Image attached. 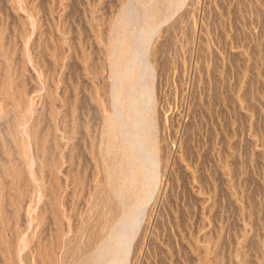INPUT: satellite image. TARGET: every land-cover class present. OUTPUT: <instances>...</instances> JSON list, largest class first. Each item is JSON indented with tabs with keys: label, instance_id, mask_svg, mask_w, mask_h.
Returning a JSON list of instances; mask_svg holds the SVG:
<instances>
[{
	"label": "rangeland",
	"instance_id": "obj_1",
	"mask_svg": "<svg viewBox=\"0 0 264 264\" xmlns=\"http://www.w3.org/2000/svg\"><path fill=\"white\" fill-rule=\"evenodd\" d=\"M156 1L0 0V264H264V0Z\"/></svg>",
	"mask_w": 264,
	"mask_h": 264
},
{
	"label": "bare ground",
	"instance_id": "obj_2",
	"mask_svg": "<svg viewBox=\"0 0 264 264\" xmlns=\"http://www.w3.org/2000/svg\"><path fill=\"white\" fill-rule=\"evenodd\" d=\"M151 1V0H150ZM156 1V0H155ZM159 2V1H158ZM152 3V2H151ZM155 4H157V1L155 2ZM154 4V5H155ZM162 4H163V2H162ZM161 4V5H162ZM144 5V4H143ZM154 5H152V6H154ZM136 8V7H135ZM139 8V7H138ZM142 8V7H141ZM128 9H130V7L128 8ZM145 9H146V7H145ZM147 9H148V7H147ZM146 9V10H147ZM154 10H155V8H154ZM153 10V11H154ZM138 11V10H137ZM145 11V10H144ZM150 11H152L150 8H149V13H147V16H148V14L150 15V14H152V12L150 13ZM146 12V11H145ZM144 12V13H145ZM140 14V13H139ZM137 15V14H136ZM135 15V16H136ZM145 16H146V13H145ZM123 18V17H122ZM131 18V17H130ZM127 26V25H126ZM130 27H131V25H130ZM127 30L129 31H133V30H131V29H129V28H127ZM127 30H124V33L127 31ZM129 31V32H130ZM131 33V32H130ZM129 33V34H130ZM133 34V33H132ZM126 36H128V34L126 35ZM121 37H123V41H124V43H126L127 41H126V39L124 40V38H125V35L123 36H121ZM128 38H132V36H128ZM127 38V40H129L130 41V39H128ZM122 38H120V40H119V43H120V41H121V43H123L122 42V40H121ZM120 43V44H121ZM122 44L123 46L122 47H124V45L125 44ZM142 43V42H141ZM130 43L128 42V44L126 43V45H129ZM141 46V45H140ZM144 46H145V43H144ZM143 46V47H144ZM120 47H121V45H120ZM119 47V49L121 50L120 52L122 53V54H128V50L125 52V50H122V49H124V48H120ZM142 47V46H141ZM142 47V48H143ZM126 49L127 48H129V46L128 47H125ZM119 49H118V51L117 52H119ZM141 49V48H140ZM113 50V49H112ZM117 50V49H116ZM143 51V50H142ZM123 52H125V53H123ZM139 52V51H138ZM117 54V53H116ZM141 55V54H140ZM119 56H120V53H119ZM122 56V55H121ZM125 56V55H124ZM124 56H122V57H120V59L121 58H124ZM136 56V55H135ZM116 57V56H115ZM119 58V57H118ZM120 59H117V60H120ZM133 65V64H132ZM134 65H135V63H134ZM148 66V65H147ZM146 66V67H147ZM150 66V69H149V82H151L154 78H155V70H154V68L151 66V65H149ZM134 67V66H133ZM135 68H136V66H135ZM134 68V69H135ZM128 71V70H127ZM140 73V72H139ZM142 73V72H141ZM124 74V73H123ZM122 74V75H123ZM126 74V73H125ZM143 74V73H142ZM121 75V76H122ZM139 75V74H138ZM138 75H136L135 73H134V71L131 73V74H126V76H123V77H125V83H126V85L128 86V84H133L134 82L136 83V76L138 77ZM146 75V76H147ZM141 76V75H140ZM139 76V77H140ZM144 76V75H143ZM121 78V80H123V78L122 77H120ZM145 78V77H144ZM148 78V77H147ZM134 80V81H133ZM124 81V80H123ZM123 81H121L122 82V84H124V82ZM121 84V83H120ZM150 84V83H149ZM129 85V86H130ZM124 86V85H123ZM128 86V87H129ZM149 87V86H148ZM122 89L123 88H121V91H122ZM124 89H125V87H124ZM126 89H129V88H126ZM125 89V90H126ZM120 90V89H119ZM136 90V89H135ZM143 90H145V92H146V95H147V97L146 98H149V100H151V102H152V108L151 109H148L147 111H145V109L143 110V109H141V110H143L142 112H138V110L136 111V112H132V114H130L129 116H130V118L131 119H129V123H130V125H131V127H130V129H129V132L128 131H126V136H125V143H127L126 145L127 146H123V149H124V151L125 152H128V156H129V159H130V161H131V163H134V164H132V168H131V173L129 174V176L125 179V181L124 182H122L123 183V185H124V183H125V187H123L124 189L126 188V190H124V191H122L123 193L125 192L126 194H130L129 193V191L131 192V194L130 195H132V193L134 192L135 194H136V196H140L139 195V192H142V190L144 191L150 184H151V181L153 180V178H154V176H155V174H151V172L149 171L148 173H147V175H144V177H143V175L141 174L142 172L141 171H144L145 170V165H141L140 164V159L142 158V157H144V156H141L140 157V154L142 155V154H144V152L143 153H141L140 151H138V150H143L142 148H144L145 146H144V144H146L147 143V138H145L144 136L146 135V133H145V131H143L142 130V128H144V127H140L141 125L143 126H145V125H147V128L148 127H150V130L151 129H153V127H154V125H155V120H156V112H155V106H154V101H155V94H156V90H155V88H152V89H150V87L148 88V90H146V87L143 89ZM124 91V90H123ZM142 91V90H141ZM127 92H128V90H127ZM130 92V91H129ZM121 92L119 91V94H120ZM133 93H134V91H133ZM142 93H143V91H142ZM142 93H139L138 95H139V97H143L144 96V94H142ZM118 94V95H119ZM131 94V93H130ZM135 94V93H134ZM137 94V93H136ZM136 94H135V96H136ZM138 95L136 96V97H138ZM142 95V96H141ZM120 96V95H119ZM121 97V96H120ZM127 97H129V95L128 96H126L125 98H126V100H124V101H127V102H131L130 104H131V108H133L134 106L132 105V103L133 102H136V100H134L133 99V96H131L130 98H128V100H127ZM121 98H123V93H122V97ZM138 99V98H137ZM145 99V98H144ZM143 100V99H142ZM141 100V101H142ZM148 99H147V101H149ZM119 101V100H118ZM137 101H139V102H141L140 100H137ZM147 101H145L146 102V104H147ZM121 102H123V101H121ZM126 102V103H127ZM120 103V102H119ZM142 103V102H141ZM144 103V102H143ZM149 103V102H148ZM145 104V103H144ZM151 103H149L147 106H149ZM126 105H128L129 106V103L128 104H126ZM137 106V105H136ZM144 106V105H143ZM150 107V106H149ZM148 107V108H149ZM135 108V107H134ZM139 108V107H138ZM137 107L135 108V109H138ZM141 108V107H140ZM144 108H146V107H144ZM147 109V108H146ZM130 110V109H129ZM149 111V112H148ZM145 112H148L149 113V116H148V113L146 114ZM121 118V117H120ZM123 118V117H122ZM125 118V117H124ZM121 120V119H120ZM117 123V122H116ZM128 123V122H127ZM113 124H115V122L113 123ZM112 125V124H111ZM116 125V124H115ZM115 125H113V126H111V128H113ZM129 126V125H128ZM129 128V127H128ZM126 129H127V127H126ZM155 129V128H154ZM142 130V132H144L145 133V135L143 136V137H140L141 138V140L140 139H138V140H140V141H133L132 140V138H131V141H130V137H132L133 136V134L135 133H139V132H137V131H141ZM141 133H139L138 134V138H139V135H140ZM143 134V133H142ZM137 135V134H136ZM150 135V134H149ZM154 135V134H153ZM142 136V135H141ZM147 137H148V135H147ZM136 138H137V136H136ZM135 138V140H137ZM150 138V137H149ZM152 138V137H151ZM134 139V138H133ZM150 142H151V139L149 140ZM149 141H148V144H149ZM146 142V143H145ZM147 144V145H148ZM146 145V146H147ZM148 149H150V148H148ZM147 149V150H148ZM150 151V150H149ZM140 152V153H139ZM146 152V151H145ZM139 153V154H138ZM115 155V154H114ZM124 156V155H123ZM145 158V157H144ZM143 158V160L145 161V159ZM142 160V161H143ZM143 161V163H145V162H147V161H145L144 162ZM147 165V164H146ZM149 165V164H148ZM146 170H149V169H147L146 168ZM146 170H145V172H146ZM153 173V172H152ZM146 174V173H145ZM125 175V174H124ZM124 175H123V177H124ZM120 179V178H119ZM124 180V179H123ZM122 185V186H123ZM133 185V186H132ZM135 190H136V192H135ZM139 190V191H138ZM138 192V193H137ZM118 193V192H117ZM134 194V195H135ZM130 195H128V196H130ZM133 196V195H132ZM136 196H135V198H136ZM124 197V196H123ZM132 198H134V197H132ZM131 198V196L129 197V199H132ZM140 198V197H139ZM135 200V199H134ZM134 200H131V202H133ZM128 202V201H127ZM126 202V204H128ZM130 201H129V203H131ZM125 205V204H124ZM128 211H127V214H125V217H126V215H127V217H128ZM132 215V214H131ZM133 216V215H132ZM132 216L131 217H129V218H132ZM137 219V218H136ZM130 220V219H129ZM133 221V220H132ZM131 220L130 221H127V223H129L130 222V226L131 227H133V225H132V222ZM135 221V220H134ZM136 223V222H135ZM136 226V225H135ZM130 230L132 231H134L135 229L133 228V229H130L129 228V224H126L124 227H122V228H120V230L117 232L118 234H116V237H115V239H114V241H116V243L119 241H117V238L118 239H120V240H123L124 241V239L127 237V235H128V233L130 232ZM135 232V231H134ZM133 233V232H132ZM113 241V243H115ZM127 241H128V239H127ZM127 241H126V243H127ZM120 242V241H119ZM118 242V243H119ZM113 243H112V246H115V244L113 245ZM121 243V242H120ZM119 243V244H120ZM123 243V242H122ZM125 243V244H126ZM119 246V245H118ZM126 246V245H125ZM120 247V246H119ZM119 247H118V249H119ZM116 248L117 247H111V249L109 248L108 250H107V253L108 254H112V255H116V253H118V252H121L120 250H118V252L116 251ZM122 248V247H121ZM123 250V249H122ZM123 252V251H122ZM119 254V253H118ZM109 256V255H108ZM113 256V257H114ZM117 256H119V255H117ZM121 257V256H120ZM120 257H118V258H120ZM117 258V259H118ZM123 259V258H122ZM125 259V258H124ZM121 260V259H120ZM85 261V260H84ZM114 261V260H113ZM118 261V260H117ZM124 261V260H123ZM116 261H114L113 263H115ZM121 262H122V260H121ZM120 262V264H124V262H122L121 263ZM112 262H111V264H113ZM116 263H118V262H116Z\"/></svg>",
	"mask_w": 264,
	"mask_h": 264
}]
</instances>
